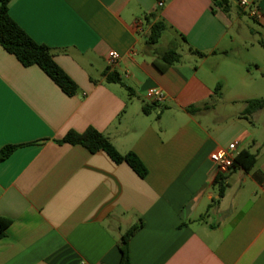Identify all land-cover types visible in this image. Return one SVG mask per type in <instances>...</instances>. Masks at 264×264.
<instances>
[{
  "label": "crops",
  "instance_id": "1",
  "mask_svg": "<svg viewBox=\"0 0 264 264\" xmlns=\"http://www.w3.org/2000/svg\"><path fill=\"white\" fill-rule=\"evenodd\" d=\"M228 1V12L212 0L10 1L78 91L0 45V149L19 145L0 161V217L11 221L0 264H117L121 235L139 222L129 264H264V109L241 115L247 99L264 98V73L238 56L244 44L230 31L246 15L264 32V0H248L259 20ZM159 19L168 37L148 47ZM172 46L180 60L158 70L153 59ZM114 72L122 83L106 80ZM149 88L164 99L148 100ZM88 127L133 152L145 175L60 141ZM231 142L255 154L250 170L217 171L210 155Z\"/></svg>",
  "mask_w": 264,
  "mask_h": 264
},
{
  "label": "trees",
  "instance_id": "2",
  "mask_svg": "<svg viewBox=\"0 0 264 264\" xmlns=\"http://www.w3.org/2000/svg\"><path fill=\"white\" fill-rule=\"evenodd\" d=\"M10 1L0 0V45L7 52L13 54L24 66L38 65L66 94L74 95L78 91L77 84L55 62L51 48L45 44L37 43L11 17L9 14ZM212 2L224 12H228L230 8L228 0H212ZM165 28L166 24L161 19L151 24L146 39L148 47L158 41ZM259 44L264 48V41L259 40ZM189 50L201 57L205 55V53L193 48H189ZM180 58L181 54L177 51L176 47L172 46L157 54L153 59V63L158 70L163 71L169 65L179 61ZM106 80L122 83L120 76L115 72L108 74ZM218 88L219 85L215 87V90H218ZM144 109L146 110V108ZM261 109H264V98L247 99L241 115L248 118L252 113ZM195 110L194 107L188 109L189 112H194ZM60 141L70 144H80L91 153L103 150L114 162H126L140 177L145 175L146 170L144 165L133 152L124 154L118 152L109 139L93 127H88L82 132L70 130ZM18 146L11 144L3 146L0 149V161L8 157ZM255 161V154L242 150L234 157L232 167L239 165L248 171L254 166ZM219 194H222V184L219 188ZM10 222L9 219L0 217V237L4 235ZM141 224L142 222L133 224L121 235L118 242L120 257L117 264H129L128 241Z\"/></svg>",
  "mask_w": 264,
  "mask_h": 264
},
{
  "label": "rangeland",
  "instance_id": "3",
  "mask_svg": "<svg viewBox=\"0 0 264 264\" xmlns=\"http://www.w3.org/2000/svg\"><path fill=\"white\" fill-rule=\"evenodd\" d=\"M249 27L253 28L257 33H251ZM230 31L234 36L240 37L241 41H239L244 44V48H240L238 56L245 57L249 61L257 60L261 66V70L258 72V76H260V73H264V48L258 43V41L264 40V32L259 29L258 24L254 20L246 15H242L241 20L235 23ZM166 37L168 36H161L156 45L163 46ZM177 51L179 53L182 52L180 47L177 48ZM251 68L252 71H254V68ZM234 108H237V106ZM262 118H264V115Z\"/></svg>",
  "mask_w": 264,
  "mask_h": 264
},
{
  "label": "built area",
  "instance_id": "4",
  "mask_svg": "<svg viewBox=\"0 0 264 264\" xmlns=\"http://www.w3.org/2000/svg\"><path fill=\"white\" fill-rule=\"evenodd\" d=\"M237 3L244 11L248 13L250 17H253L257 20L260 19L261 17L260 13L257 11L255 7L251 6L248 0H237ZM158 4L161 6L163 3L159 2ZM118 58H119V53L117 51L115 50L109 51L108 53L109 65L112 66L116 64ZM145 97L148 100L159 102L164 99L165 94L159 88H149L145 92ZM235 146H236V142H231L227 145L226 148L216 150L213 153H211L210 158L213 161L218 172L224 173L232 167L233 159L237 154L235 152ZM81 264H86V263L82 262ZM94 264H103V263H94Z\"/></svg>",
  "mask_w": 264,
  "mask_h": 264
}]
</instances>
